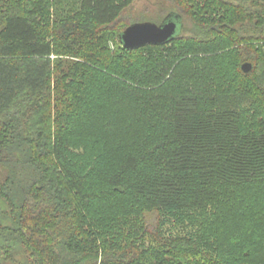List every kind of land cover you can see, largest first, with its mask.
Returning a JSON list of instances; mask_svg holds the SVG:
<instances>
[{
  "label": "trees",
  "instance_id": "obj_1",
  "mask_svg": "<svg viewBox=\"0 0 264 264\" xmlns=\"http://www.w3.org/2000/svg\"><path fill=\"white\" fill-rule=\"evenodd\" d=\"M135 2L0 0V264H264V0Z\"/></svg>",
  "mask_w": 264,
  "mask_h": 264
},
{
  "label": "water",
  "instance_id": "obj_2",
  "mask_svg": "<svg viewBox=\"0 0 264 264\" xmlns=\"http://www.w3.org/2000/svg\"><path fill=\"white\" fill-rule=\"evenodd\" d=\"M180 17L169 15L158 25L153 22L135 23L129 26L121 35V42L128 50L138 49L147 45H163L178 35ZM253 69L250 63L242 66V71L249 74Z\"/></svg>",
  "mask_w": 264,
  "mask_h": 264
},
{
  "label": "rangeland",
  "instance_id": "obj_3",
  "mask_svg": "<svg viewBox=\"0 0 264 264\" xmlns=\"http://www.w3.org/2000/svg\"><path fill=\"white\" fill-rule=\"evenodd\" d=\"M66 5H69V2H66ZM71 5V4H70ZM164 7V4L160 0H136L134 6L129 10V16L133 18L140 17L142 14H150L156 16L161 12V8ZM190 25V23L188 24ZM149 221L152 227H155L157 224V219L155 215H149ZM165 230L167 233L176 235V234H186L188 231L183 226H178L175 222L168 221L166 222Z\"/></svg>",
  "mask_w": 264,
  "mask_h": 264
}]
</instances>
